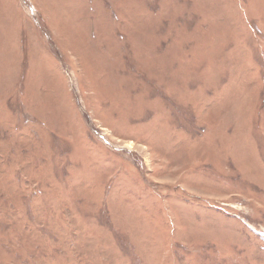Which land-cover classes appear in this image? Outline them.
Returning <instances> with one entry per match:
<instances>
[{
    "label": "rangeland",
    "instance_id": "rangeland-1",
    "mask_svg": "<svg viewBox=\"0 0 264 264\" xmlns=\"http://www.w3.org/2000/svg\"><path fill=\"white\" fill-rule=\"evenodd\" d=\"M0 264H264V0H0Z\"/></svg>",
    "mask_w": 264,
    "mask_h": 264
}]
</instances>
